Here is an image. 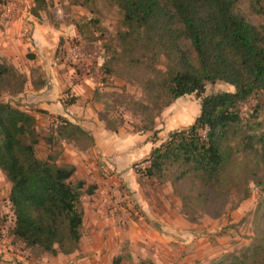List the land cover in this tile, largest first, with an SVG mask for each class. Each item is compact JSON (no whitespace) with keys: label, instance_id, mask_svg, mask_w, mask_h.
I'll use <instances>...</instances> for the list:
<instances>
[{"label":"rangeland","instance_id":"rangeland-1","mask_svg":"<svg viewBox=\"0 0 264 264\" xmlns=\"http://www.w3.org/2000/svg\"><path fill=\"white\" fill-rule=\"evenodd\" d=\"M46 1V10L35 17L33 0H0V58L26 79L22 93H4L1 102L35 117L39 159L50 151L61 155L58 162L76 169L73 183L83 181L85 188L96 189L80 200L83 223L77 248L52 256L13 238L10 184L0 171V245L7 249L10 263L113 264L121 257L120 264H209L249 246L256 236L258 211L264 215V180L259 186L248 180L231 190L222 214L213 216L200 208L184 209L180 191H186L185 184L174 189L170 182L141 174L153 148L194 122L200 99L189 95L175 100L156 117L155 132L141 131L144 112L139 103H147L141 79L149 74L148 61L139 57L130 64L132 58L122 55L116 74L108 76L103 68L112 50L118 49L116 9L104 10L100 24L94 26L95 14L72 0ZM164 64L162 60L159 66L163 70ZM47 77L56 81L46 84ZM50 91L56 94L53 98ZM232 91L217 82L206 85L204 96ZM258 100L253 97L242 105L240 115L264 124V108L252 117ZM42 103L49 107L60 103L71 111L69 118L85 125L92 144L81 143L86 145L81 148L59 139L52 149L51 117L57 114L40 108Z\"/></svg>","mask_w":264,"mask_h":264},{"label":"trees","instance_id":"trees-1","mask_svg":"<svg viewBox=\"0 0 264 264\" xmlns=\"http://www.w3.org/2000/svg\"><path fill=\"white\" fill-rule=\"evenodd\" d=\"M71 4L95 14L94 26L100 24L104 10L116 9L118 49L103 63L106 75L116 74L122 55L132 58L130 64L139 57L148 61L149 74L141 79L147 100L139 103L144 112L141 131L155 132L156 117L175 100L189 95L200 99L194 122L151 150L142 176L170 182L174 189L185 184L186 191H180L184 209L200 208L213 216L222 214L231 190L242 183L262 185L264 124L256 118L243 119L240 108L253 97L259 100L252 117L264 108V0H72ZM47 7L46 0H33L31 14L39 17ZM162 60L164 70L159 67ZM25 82L0 58V171L10 184L11 234L28 248L52 256L70 254L81 239V197L93 195L96 185L85 188L83 181L73 183L76 169L58 162L61 155L50 151L44 160L36 156L35 117L1 102L4 93H22ZM217 82L233 91L204 96L206 85ZM51 118L52 149L59 139L80 147L92 144V136L79 125L60 115ZM255 222L256 236L249 246L209 264H264V215L259 211ZM120 262L121 257L113 260Z\"/></svg>","mask_w":264,"mask_h":264},{"label":"crops","instance_id":"crops-1","mask_svg":"<svg viewBox=\"0 0 264 264\" xmlns=\"http://www.w3.org/2000/svg\"><path fill=\"white\" fill-rule=\"evenodd\" d=\"M1 37V36H0ZM2 40H4V38L2 39ZM4 56V55H3ZM47 80H48V82H46V84H50V82H53V80H55L56 81V79H55V77H52V80H50L48 77H47ZM34 91V90H33ZM42 91V90H41ZM51 92V94L50 95H48V96H50V97H52L53 98V96L54 95H56V94H54V92L53 91H50ZM56 97H58V96H56ZM40 106V108H42L43 110H46L49 114H57V115H60V116H63V117H65L66 119H68L70 122H72V123H75V124H78L79 126H81V127H83L84 128V126L85 125H81L80 124V120L79 119H77L76 121H75V118L73 119V118H69V114L68 113H71V111H69L68 109L67 110H64L63 108H62V106H61V104L59 103V105L58 106H52V104H51V106L52 107H49L47 104H45V103H42V104H40L39 105ZM58 107L60 108L59 110H58V112L56 111L57 109H58ZM86 129V128H85ZM87 131H88V129H86ZM147 243V242H146ZM155 249V248H154ZM7 249L5 248V246H2V245H0V264H14V263H10V257H9V255L7 254V251H6ZM152 254V253H151ZM156 256V255H155Z\"/></svg>","mask_w":264,"mask_h":264}]
</instances>
